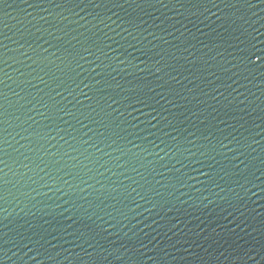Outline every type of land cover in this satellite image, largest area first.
I'll return each instance as SVG.
<instances>
[{
	"label": "water",
	"instance_id": "water-1",
	"mask_svg": "<svg viewBox=\"0 0 264 264\" xmlns=\"http://www.w3.org/2000/svg\"><path fill=\"white\" fill-rule=\"evenodd\" d=\"M0 264H264V0H0Z\"/></svg>",
	"mask_w": 264,
	"mask_h": 264
}]
</instances>
